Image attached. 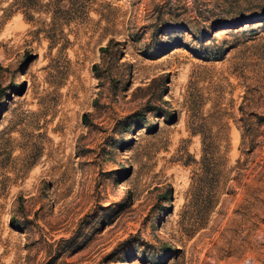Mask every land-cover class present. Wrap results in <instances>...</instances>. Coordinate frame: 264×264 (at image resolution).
<instances>
[{"label":"rangeland","instance_id":"1","mask_svg":"<svg viewBox=\"0 0 264 264\" xmlns=\"http://www.w3.org/2000/svg\"><path fill=\"white\" fill-rule=\"evenodd\" d=\"M0 264H264V0H0Z\"/></svg>","mask_w":264,"mask_h":264}]
</instances>
